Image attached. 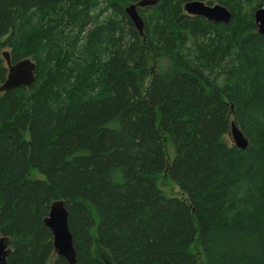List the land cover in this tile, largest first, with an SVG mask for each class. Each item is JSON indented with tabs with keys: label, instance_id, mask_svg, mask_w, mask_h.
I'll return each mask as SVG.
<instances>
[{
	"label": "trees",
	"instance_id": "1",
	"mask_svg": "<svg viewBox=\"0 0 264 264\" xmlns=\"http://www.w3.org/2000/svg\"><path fill=\"white\" fill-rule=\"evenodd\" d=\"M140 1L0 0V86L5 50L36 64L0 94L6 264H69L44 223L59 200L76 264H264L263 0H196L230 25L158 0L138 9L143 35L125 12ZM164 173L186 199L163 195Z\"/></svg>",
	"mask_w": 264,
	"mask_h": 264
},
{
	"label": "water",
	"instance_id": "2",
	"mask_svg": "<svg viewBox=\"0 0 264 264\" xmlns=\"http://www.w3.org/2000/svg\"><path fill=\"white\" fill-rule=\"evenodd\" d=\"M158 0H141L138 3L130 4L125 8L129 20L132 21L135 28L141 35L144 31V20L140 16L138 9L155 6ZM263 6L255 12L254 19L257 25L258 33L264 35V0ZM184 13L186 15L203 18L208 22L215 24L230 25L233 20L231 11L221 5H207L202 1H190L183 5ZM3 57L8 66V76L6 81L0 86V94L7 92L10 89L19 87H30L36 79V64L30 58H26L18 63L12 64L10 52L4 51ZM230 137L233 144L241 150L248 148L247 139L244 137L242 131L238 128L236 123L232 122ZM68 211L65 202L59 200L52 202L49 215L44 223L53 235L54 251L57 256L64 258L69 264H76L77 257L73 245V237L68 228ZM10 240L7 237L0 235V264H6L7 255L11 253Z\"/></svg>",
	"mask_w": 264,
	"mask_h": 264
},
{
	"label": "rangeland",
	"instance_id": "3",
	"mask_svg": "<svg viewBox=\"0 0 264 264\" xmlns=\"http://www.w3.org/2000/svg\"><path fill=\"white\" fill-rule=\"evenodd\" d=\"M5 51L10 52L8 49ZM154 62L156 63H153V66L157 72H164L170 69L169 62H166L164 60H156ZM227 139L229 140L230 143H233L231 137H228ZM165 147H166L169 159L172 160L173 158H175L176 150L174 147H172V144H170V142H167ZM43 177L44 176L39 171L37 170L32 171V178L43 180L44 179ZM157 186H159L160 190L162 191L165 197H168V198L175 197V198H180V199H186L185 195L182 193L179 187L177 185H174V183L171 181V179H169V177L165 173L160 176Z\"/></svg>",
	"mask_w": 264,
	"mask_h": 264
}]
</instances>
